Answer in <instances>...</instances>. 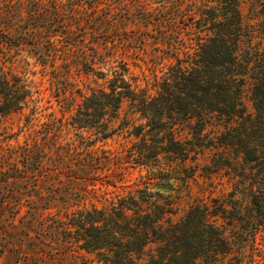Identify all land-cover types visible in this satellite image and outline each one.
Segmentation results:
<instances>
[{
  "label": "trees",
  "instance_id": "obj_1",
  "mask_svg": "<svg viewBox=\"0 0 264 264\" xmlns=\"http://www.w3.org/2000/svg\"><path fill=\"white\" fill-rule=\"evenodd\" d=\"M113 1L70 0L61 17L67 19L52 30L42 29L49 19L39 7L35 43L42 42L45 51L33 49L32 57L42 66L53 56L61 58L72 71L75 49H81V64L106 85L83 95L71 124L95 128L103 138L127 128L131 143L123 153L91 148L85 137L77 141L64 134V121L55 117L40 125L28 119L25 140L16 144L10 142L16 138L12 132L0 131V229L14 237L12 227L18 223L45 227L36 237L52 234L48 226L68 235L75 230L81 253L94 255L98 264H196L231 253L237 259L233 264H259L256 243L264 230V0H252L251 21L243 17L242 0H161L151 11L139 0L133 5ZM184 25L191 35L181 41ZM128 26H155L152 38L169 44L149 51L152 76L144 85L124 58L138 50L101 47ZM29 31L27 26L24 32ZM4 34L0 49L20 47L21 39L4 40ZM247 79L252 81L253 113L243 101ZM35 92L31 81L0 61L1 116L22 112L32 103L33 115L42 112L37 111ZM124 100L130 101L140 123L115 125ZM212 123L222 130L204 141ZM185 129L191 136L180 137ZM201 146L216 149L209 169L224 171L232 187L212 203L192 204L174 220L179 195L169 191V179L178 178L172 175L177 163L196 157ZM131 167L146 169L144 186L126 180ZM116 173L124 185H112L123 191L111 197L104 186ZM25 206L28 215L22 214Z\"/></svg>",
  "mask_w": 264,
  "mask_h": 264
},
{
  "label": "rangeland",
  "instance_id": "obj_2",
  "mask_svg": "<svg viewBox=\"0 0 264 264\" xmlns=\"http://www.w3.org/2000/svg\"><path fill=\"white\" fill-rule=\"evenodd\" d=\"M70 0H0V33L4 32L2 39L6 40L8 37L14 39H21L20 47L5 45L0 49V61H5L7 67H11L15 72L24 76L25 79L31 81L33 90L39 91L34 93L33 99L38 106L37 111H42L33 115L31 104L28 108L22 112L10 113L6 116L0 115V131H7L6 135L14 134L16 138H11L10 142L16 144V142H23L25 140V127L28 124V119H32L35 125H40L46 118L55 117L56 120L61 119L64 121L63 133L81 140V137H85L86 144L91 143V148H110L112 150H120V153L124 152L126 145L131 143V136L127 128L121 129L118 133L112 135V137L103 138L96 134L95 128H81L75 127L71 124L72 114L76 111L78 104L82 102L84 94H88L92 89H97L100 86L106 85V80L99 78L91 71H86L87 67L81 64V49H75L73 66L77 62V66L72 68V71H68L64 65V60L61 58H50L47 61L46 66H42L37 63L36 57H32L33 49H40L45 51L43 43L40 46L35 43L38 39L36 35L40 33L38 28L39 23V7L48 14V23L45 26H41L42 29L52 30L60 21L66 19L61 18L64 16ZM121 0H114V3ZM137 0H127L130 5ZM141 3L147 5V10L155 9V7L161 6V0H139ZM251 2L252 0H242L240 4L241 12L245 21H251ZM119 7V5H118ZM145 7V6H144ZM59 14L60 17L56 16ZM152 14V13H151ZM155 18L157 16H154ZM153 22L158 21V18L152 19ZM29 26L30 31L25 33L26 27ZM129 27V26H128ZM184 36L181 41H184L191 32L187 31V26H183ZM150 26V29H133L130 28L127 31H122L120 35H116L113 43H104L101 47L103 50L111 48V45L121 50L136 49L139 54L124 58L129 63L131 72L138 76L139 81L144 85L145 79L152 76V67L149 66L147 61L149 60L148 53L150 50L161 49L162 46H169L168 43L159 44L152 36H155L158 28ZM32 31V32H31ZM6 36V37H5ZM44 39L41 35L39 39ZM23 40V41H22ZM127 48V49H126ZM90 52V51H88ZM129 55V53H128ZM116 57L123 59V55L119 54ZM52 63H55L52 65ZM99 66V64H95ZM252 81L247 79V83L243 89V101L247 107V110L251 113L254 112L253 101L251 98ZM69 99L68 101L65 99ZM42 113V115H41ZM139 114L134 113L131 109L129 100H124L120 118L115 125L121 127L127 126V122L140 123ZM222 127L218 124L212 123L208 125L205 130L204 141L207 137L211 139L215 137L216 133L220 132ZM12 133H10V132ZM180 137L185 138L191 136L188 134V129L180 131ZM12 137V136H11ZM199 152L194 158L188 159L185 163H177L172 175L177 174L178 178L170 177L171 189L169 190L174 195H179L176 200V210L172 215L174 220L179 219L186 210L196 202H210L215 197H220L224 193L230 191L232 185L228 175L222 171L215 173L210 170L211 160L215 154L216 149L213 146L199 147ZM117 164L114 165L116 167ZM127 173V181H136L137 186H144L143 181L147 180L146 169L140 171V169H129ZM181 177V178H180ZM107 179V178H105ZM110 182L107 187L113 197L118 192H122L123 189H116L112 183L116 181L118 185H124L121 177L118 173L113 174L109 178ZM104 180V179H103ZM106 181V180H104ZM98 185L102 186L100 182ZM136 186V187H137ZM131 187L127 188L129 190ZM22 210V214H27V206ZM28 215V214H27ZM25 217V216H24ZM18 223V222H17ZM16 223V224H17ZM28 224L12 227V231H17V235L11 236L10 233H4L0 229V264H83L89 261L88 264H98L94 260V255L88 253H81V240H78L75 230H72L73 234L68 235L58 232L56 228L46 227L47 230H52V234L44 235L42 237H36V233L41 229L38 226H32ZM237 227H234L236 229ZM5 229V228H4ZM41 236V235H40ZM258 244L257 250H255V259L259 264H264V230L260 231L257 238ZM248 254H252L249 250ZM235 253L223 256L217 261H210L207 259H199L196 264H233L236 262L234 258ZM259 259V260H258Z\"/></svg>",
  "mask_w": 264,
  "mask_h": 264
}]
</instances>
